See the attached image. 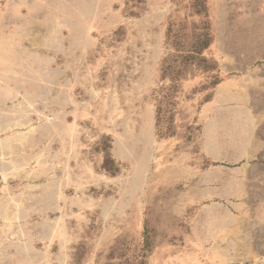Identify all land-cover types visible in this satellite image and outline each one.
I'll return each mask as SVG.
<instances>
[{
	"label": "rangeland",
	"instance_id": "374dc122",
	"mask_svg": "<svg viewBox=\"0 0 264 264\" xmlns=\"http://www.w3.org/2000/svg\"><path fill=\"white\" fill-rule=\"evenodd\" d=\"M6 1L0 0V4ZM84 1L95 4L87 23L95 45L88 58L93 65L89 70L86 65L79 75L87 89L78 92L81 99L96 104V114L93 122L85 123L87 130L80 137L75 133L81 128L55 125L43 154L35 146L20 153H1L0 161L8 171L12 163L15 166V159L25 160L28 167L27 158L31 165L47 162L49 170L39 181L43 186H27L16 192L0 187V264H102L118 242H124L130 250L140 247L145 218L151 220L156 240H163L169 229L168 213L186 220L188 232L180 236L166 232L172 241L165 237L150 255L149 264H214L201 261L206 256L204 251L194 249L186 240L201 203L190 204L183 195L185 181L178 168L188 161L179 157L177 165L170 164L181 152H198L194 139L198 122L192 115L198 114L211 90L207 88L210 76L198 72L182 81L174 113L176 134L158 137L154 125L152 134L151 128L147 132L140 129L147 108L155 114L152 90L169 83L160 77L159 68L162 57L173 51L166 36L168 25L173 22L177 28L185 21L195 23L197 0ZM205 4L214 40L219 27L216 20L226 19L225 45L249 55L244 60L251 64L249 70L258 74L260 83L252 85L254 103L264 87V0H206ZM234 19L243 25L250 21L263 24L254 26L256 33L233 36ZM179 39L181 35L175 40ZM214 40L204 52L212 57L224 52L218 44L214 47ZM216 60L223 79L235 74L242 77L241 73L222 72ZM103 134L111 137L110 153L120 169L113 176L100 170L103 153L96 146ZM188 135L193 139L188 140ZM6 141L0 142L2 150L8 147ZM100 143L101 147L105 145ZM113 143L116 155L130 158L116 159L111 152ZM139 164L141 173L134 181ZM13 170L9 173L14 174ZM170 194L171 200L166 197ZM20 207L33 212H21Z\"/></svg>",
	"mask_w": 264,
	"mask_h": 264
},
{
	"label": "crops",
	"instance_id": "0c3cea01",
	"mask_svg": "<svg viewBox=\"0 0 264 264\" xmlns=\"http://www.w3.org/2000/svg\"><path fill=\"white\" fill-rule=\"evenodd\" d=\"M94 5L84 0H7L0 4V142L8 143L3 150L0 146V155L32 146L43 154L55 125L81 128L75 133L80 137L87 130L85 123L93 122L96 104L81 99L78 89L84 88L85 80L79 75L92 64L88 58L95 42L87 23ZM233 21V36L256 33L254 26L263 24ZM216 23L214 47L218 44L224 51L215 55L220 69L242 77H226L214 87L210 100L192 115L200 125L198 152H181L170 164L177 165L179 157L188 161L178 168L185 181L183 195L190 204L201 203L186 240L204 251L201 261L264 264V87L252 103V85L260 84L259 76L249 70L251 64L244 60L247 53L225 45L226 19ZM142 125L140 129L147 132L151 128L152 134L151 107ZM114 149L113 143L111 152L116 159L130 158L116 155ZM27 161L28 167L25 160L15 159L9 171L0 161L1 190L43 186L39 181L48 173V163ZM28 209L20 207L21 212Z\"/></svg>",
	"mask_w": 264,
	"mask_h": 264
},
{
	"label": "trees",
	"instance_id": "16d2710c",
	"mask_svg": "<svg viewBox=\"0 0 264 264\" xmlns=\"http://www.w3.org/2000/svg\"><path fill=\"white\" fill-rule=\"evenodd\" d=\"M205 1L197 0L195 2L194 10L198 16L195 23L191 21L189 25L185 21L180 25L178 24L177 28H175L173 22L168 25L166 36H168L167 39L170 41L173 51H169L162 57L159 68L160 77L168 79L169 83L162 84L152 90L155 105L154 127L158 137L174 135L177 132L174 125V113L176 111V98L182 81L195 77L198 72L207 73L210 76L207 88L211 90L205 95L202 101L203 104L210 100L214 87L223 80L219 76V64L216 58L210 56L207 52L214 37L210 30V20ZM180 30H183V33H180L181 39L175 40L180 36ZM205 50H207L206 54L204 53ZM187 128L190 129L191 125H187ZM195 129L197 135L194 139H197L200 133V125H195ZM100 138V142L103 141V144L105 143L103 147H101L100 142L98 144L100 147L96 146L103 153L100 170L113 176L120 169L110 153L111 137L103 134ZM190 138H192L191 135H188L187 139L189 140ZM172 194L166 197L171 200ZM144 220L140 247L137 250H130L124 245V242H118L117 245L110 248L106 260L102 264H149L150 255L156 247L165 241V237L172 241L173 238L166 232H176L178 236L188 232L189 225H187L186 220L183 221L181 218L168 213L167 226L169 229L164 233V239L157 241L156 233L153 232V227L150 226L151 220L149 218ZM176 234L174 235L176 236Z\"/></svg>",
	"mask_w": 264,
	"mask_h": 264
},
{
	"label": "bare ground",
	"instance_id": "6f19581e",
	"mask_svg": "<svg viewBox=\"0 0 264 264\" xmlns=\"http://www.w3.org/2000/svg\"><path fill=\"white\" fill-rule=\"evenodd\" d=\"M118 139V138H117ZM119 140V139H118ZM117 145H118V147H119V149L121 148V146H122V144H121V142L120 141H118V143H117ZM116 146V145H115ZM122 149V148H121ZM120 149V150H121ZM119 150V151H120ZM123 150V149H122ZM118 151V152H119ZM121 152V151H120ZM141 164H139V166H138V168H137V171H136V174L134 175V177H133V180L134 181H137V179H138V177H139V174L141 173L140 171H141V169H142V167L140 166Z\"/></svg>",
	"mask_w": 264,
	"mask_h": 264
}]
</instances>
